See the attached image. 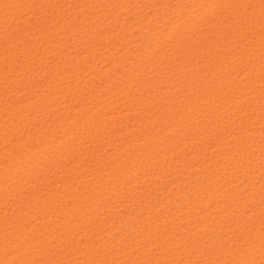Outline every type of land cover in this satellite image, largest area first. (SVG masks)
<instances>
[{"label":"bare ground","instance_id":"6f19581e","mask_svg":"<svg viewBox=\"0 0 264 264\" xmlns=\"http://www.w3.org/2000/svg\"><path fill=\"white\" fill-rule=\"evenodd\" d=\"M187 2L0 0V261L51 224H70L67 239L29 258L213 264L251 234L243 258L264 260L261 0H210L255 7L226 8L227 29L160 51ZM239 54L256 60L250 86L231 75ZM82 112L100 115L73 144L64 131ZM61 137L62 163L25 172ZM96 186L103 199L89 197ZM69 198L86 210L57 221L53 202Z\"/></svg>","mask_w":264,"mask_h":264},{"label":"snow or ice","instance_id":"6c2138e0","mask_svg":"<svg viewBox=\"0 0 264 264\" xmlns=\"http://www.w3.org/2000/svg\"><path fill=\"white\" fill-rule=\"evenodd\" d=\"M37 6L41 8L43 7V5H32V7ZM16 7L27 6L17 5ZM148 7L151 8L152 6L148 5ZM183 7L186 9L183 14H174L169 18L168 27L165 29V31H168L169 34L167 36L158 38V43L161 45L160 51L170 52L173 49H179L183 46H186L188 39L197 34L210 35L213 29H227L231 25L229 24L230 17L225 13L226 8H254L255 5H238L232 3L225 5L220 3H212L210 0H188V2L185 3ZM259 7L260 23L262 26H264V0H261ZM261 48L262 51L259 57L258 78L261 81V109L264 110V27L261 28ZM255 64L256 60L251 55L239 54L238 60L232 70L231 75H233L242 84L247 83V85L250 86L255 82L253 79L256 74ZM209 92H211V89H209ZM209 102H211V97H209ZM99 115L100 114H93L92 112H82L79 120L64 131V136L69 137L71 143L75 144L77 140L88 133L91 127L95 125ZM261 128L262 136H264V125H261ZM60 140V143H57L55 139L48 142L46 151L42 152L40 157H33L27 162L25 172H35L36 170L45 168L51 170L58 164L62 163L64 150L67 147V144L63 142V137H61ZM57 170L59 171V169ZM19 178L24 179L25 177L21 176ZM66 179H71V176L67 177ZM56 187L58 188V184ZM88 195L90 198L95 197L97 200H100L103 199L105 191L100 189L99 186H96L91 189ZM81 196L83 197L84 194L82 193ZM53 203L55 204V208L53 209L52 215L56 217L57 221L60 219L61 214H63L65 218L71 216L78 219L79 214L86 210L83 205L77 207L72 198L67 200H56ZM45 215L47 217L48 213H45ZM261 226L260 240L262 247H264V218L261 220ZM49 229L50 230L47 232V235L44 233L37 234L33 232L30 238L25 237V244L29 246L28 252L26 254H22L20 257L14 260L0 261V264H81L79 261H56L54 258L48 260L29 258L35 253L45 252L49 256L54 257L56 253L52 251V246L55 244V240L67 239L66 233L71 230L70 224L63 225L62 227L57 226L56 224H51L49 225ZM49 237H53V239L50 240ZM79 243L87 247L83 238L79 240ZM245 243H251V234H249L247 239L241 235L233 243L232 250L235 252V256L237 258L232 260L214 261L213 264H254L253 261L243 258V245ZM236 245H240V247H236ZM222 246L227 248L228 244H223ZM74 251H78V249H74ZM184 252H186L188 256L191 257L195 254L196 249L195 247H193L191 250L186 248L184 249ZM132 254L135 256L136 250H133ZM9 255H11V253H9ZM169 257H173L171 249H169ZM83 264H208V262L204 260L194 261L191 258L185 259L183 255H181L179 258L164 259H161L159 255H157L154 258H148L146 256V258L143 260L137 258L119 262L108 260L107 258H93L84 261ZM261 264H264V260L261 261Z\"/></svg>","mask_w":264,"mask_h":264}]
</instances>
